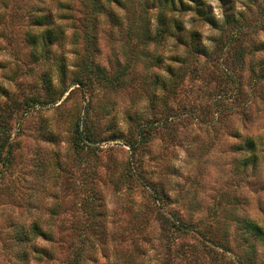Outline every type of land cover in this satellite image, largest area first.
Instances as JSON below:
<instances>
[{
    "label": "rangeland",
    "instance_id": "374dc122",
    "mask_svg": "<svg viewBox=\"0 0 264 264\" xmlns=\"http://www.w3.org/2000/svg\"><path fill=\"white\" fill-rule=\"evenodd\" d=\"M202 2L223 19L221 0ZM37 3L55 13L68 3L70 12L57 19L62 40L35 61L24 33L36 31L28 13ZM226 5L238 21L223 34L192 10L180 13L218 48L210 62L188 57L166 106L149 107L152 78L140 60L117 89L70 82L83 52L81 0H0V85L12 95L0 93V264H264V243L242 236L238 222L264 227V0ZM102 19L92 54L115 73L141 45L127 34L128 20L116 27ZM172 39L148 47L179 66L172 56L186 55ZM44 69L52 72L54 96L41 84ZM246 136L257 156L241 166ZM168 216L186 229L164 223ZM33 223L50 234L25 238Z\"/></svg>",
    "mask_w": 264,
    "mask_h": 264
},
{
    "label": "trees",
    "instance_id": "16d2710c",
    "mask_svg": "<svg viewBox=\"0 0 264 264\" xmlns=\"http://www.w3.org/2000/svg\"><path fill=\"white\" fill-rule=\"evenodd\" d=\"M132 0H81L82 10V34H83V52L76 53V59L74 60V67L77 69V73L74 78L70 80L71 83L84 84L90 89L96 88V86L107 87L110 89H117L125 85V78L128 73L133 69L136 61L140 60L142 66L146 68L145 78L150 79L151 91H149V107H154L157 102H160L163 106H166V100L168 97L174 95L176 83L183 78V68H188L189 63L186 62L188 57L193 58L194 62H198L202 57L205 62H210L215 57L217 46L210 47L203 40V37L199 31L194 28H188L180 17V13L188 10L194 11L198 20L207 23L211 28L218 30L221 34L225 32L227 27L234 26L238 21V16L235 15L234 9L230 5H226V0H221L224 4L223 19L218 21L210 9L203 7L202 0H192L193 5L185 2L184 0H135L137 5L136 10H131L130 3ZM42 2V1H41ZM134 2V1H133ZM123 10V14L119 9ZM118 10V11H117ZM70 12V4L66 3V11L61 13L52 12V8L46 7L44 4H36L29 9V22L34 30H26L24 33L25 42L30 47V55L32 60L47 59L51 54V46L55 42L62 40L64 36V29L61 23L57 19L64 18ZM152 15L154 16L152 19ZM237 15H239L237 13ZM69 16V15H68ZM102 16L104 20H107L111 26L122 27L125 22L126 32L129 37H135V43L141 45L140 51L137 54H127V60L124 61L118 71L108 72L105 66L96 62L93 58L95 49V26L101 22ZM67 18V17H66ZM72 37L77 38V33L73 32ZM169 37L173 38L174 46H182L186 57L179 54L172 56L179 66L172 64H165L163 56L158 53L155 48L149 49V45L158 46L165 42ZM219 36L211 38L214 44H218ZM240 54H238V57ZM170 57V58H172ZM237 57V60L239 58ZM55 60L61 61L63 57L60 54H55ZM119 62V59L116 58ZM58 72L60 74V81L65 75L64 64L59 63ZM163 68L162 72L157 70H151V67ZM190 70H202L193 65ZM259 74L264 77V65L259 69ZM40 81L43 87L47 90L48 96H54L56 94V87L52 85V72L44 69L40 73ZM61 81V82H62ZM0 93L11 96L7 88L1 87ZM37 103V102H36ZM16 104L19 105L17 102ZM132 120H136L133 116H130ZM137 130L135 133L142 137L144 136L143 124L136 123ZM139 130V131H138ZM141 140V139H140ZM139 143V142H138ZM131 143V147L134 148V144ZM242 147L248 152V155L242 157L240 160L241 166H246L249 163H253L256 159V142L252 137L246 136L243 139ZM159 192V191H154ZM163 192V191H161ZM158 194V193H157ZM163 195V193H162ZM163 222L171 223L175 227L181 229L186 226L180 219L168 216L163 218ZM242 228V236L253 234L256 240L264 243V227L257 223L253 219L241 218L239 221ZM172 225V226H173ZM35 233V234H34ZM49 235V231H41L36 223L31 224L28 229L25 238L30 239L31 235ZM45 235V236H46ZM23 238V237H22ZM81 253L78 254V256ZM243 261V260H242ZM79 260L75 259L74 264H79ZM244 263V262H243ZM245 264V263H244Z\"/></svg>",
    "mask_w": 264,
    "mask_h": 264
}]
</instances>
